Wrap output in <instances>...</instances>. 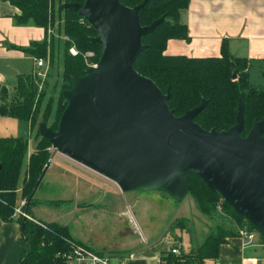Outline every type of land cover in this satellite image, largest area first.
Masks as SVG:
<instances>
[{
  "label": "water",
  "instance_id": "water-1",
  "mask_svg": "<svg viewBox=\"0 0 264 264\" xmlns=\"http://www.w3.org/2000/svg\"><path fill=\"white\" fill-rule=\"evenodd\" d=\"M146 3L127 7L120 0H85L59 7V13L70 10L84 18L98 32L92 43L102 49L98 66L73 78L72 88L64 91L68 106L58 130L43 121L40 136L54 152L112 181L122 192L156 191L181 201L189 194L184 176L194 174L264 233V117L243 137L242 99L235 125L226 131H208L194 121L207 106L205 99L175 116L168 104L170 92L164 94L135 69L147 49L143 38L166 18L143 26L140 13ZM232 77L237 78L236 67ZM52 161L34 187L27 213Z\"/></svg>",
  "mask_w": 264,
  "mask_h": 264
},
{
  "label": "trees",
  "instance_id": "trees-1",
  "mask_svg": "<svg viewBox=\"0 0 264 264\" xmlns=\"http://www.w3.org/2000/svg\"><path fill=\"white\" fill-rule=\"evenodd\" d=\"M5 1L19 8L21 13L15 19L18 25L33 24L48 33L58 19L59 33L70 39L69 42H64L63 46H57L55 38L47 34L44 41L34 42L28 48H20L33 58L45 59L50 52L53 66L58 58L61 67L58 73L59 80L54 88V92H59L57 98L53 94L50 95L43 106V100L48 93L39 94L37 82L32 75L20 77L16 97L10 103L7 101V91L0 88L2 101L0 114L19 119L27 129L30 128L32 131L36 129L34 137L36 147L30 157L29 140L26 137L0 138V221L11 222L19 197L30 198L52 156L49 150L52 145L39 133L40 115L42 114V120L52 130H58L61 116L68 106L64 91L72 88L73 78L85 75L88 59L86 53L95 52L99 60L102 46L92 43L91 39L96 37L98 32L84 18L70 10L58 13L56 9V3L58 6L64 3L83 4L85 0ZM120 1L127 7H135L145 0ZM190 1L147 0L145 8L140 13L143 26H150L163 16L166 18L153 34L143 38V44L147 49L138 56L135 69L153 80L164 94L170 92L168 104L177 117L198 107L202 99H205L208 104L194 121L208 131L212 129L226 131L233 127L239 100L242 99L245 106V125L241 135L246 137L254 123L264 117V60L233 56L228 41L223 42L219 57L166 55L170 40L189 39L188 29L180 22V12L189 6ZM73 45L79 51L76 57L70 54ZM234 67L237 70L235 80L232 77ZM256 73L262 77L258 85L252 81ZM55 111L56 117H53ZM184 177L189 182V195L194 198L198 209L206 216L216 211L222 196L218 192H211L194 174H185ZM36 201L35 197L33 204ZM222 204L223 210L237 222H246L249 230L256 231L264 237V233L258 231L244 217L236 214L225 200ZM23 219L20 217L18 220L21 225ZM236 233L224 228L211 229L197 251L169 257L165 264H202L205 259H215L219 255L220 246L227 238L236 236ZM22 237L25 249L20 264H68L70 259L74 258L75 248L81 246V243L71 236L67 227L57 223L46 224L26 220Z\"/></svg>",
  "mask_w": 264,
  "mask_h": 264
},
{
  "label": "crops",
  "instance_id": "crops-1",
  "mask_svg": "<svg viewBox=\"0 0 264 264\" xmlns=\"http://www.w3.org/2000/svg\"><path fill=\"white\" fill-rule=\"evenodd\" d=\"M20 13L19 8L10 2L0 0V88L7 91L9 103L16 97L20 77L31 76L26 74L24 65L35 59L20 48H28L32 43L42 42L47 38L46 30L41 27L33 24L18 25L15 19ZM180 22L188 29L189 39L170 40L166 55L219 57L223 42L228 41L233 56L264 60V0H191L189 6L181 10ZM34 66L36 72L35 61ZM34 74V79L39 81ZM13 77H16V85L10 84V78ZM12 85H15L14 95L10 96L7 86ZM1 102L0 99V105ZM0 116L13 118L1 114ZM34 150L29 149V157ZM52 167L51 165L48 172ZM60 168V165L56 167V171ZM66 173L77 178L75 182L80 189H77L78 201L74 210L77 217H72L73 213L68 211L62 214V219L75 222L76 229L60 224L56 219L45 222L30 213L35 205L45 206L48 210H51V207L59 209L65 204L63 201L37 199L30 207V212L28 210L30 218L39 223H57L67 227L71 236L73 232L76 233L77 238H73L81 243L82 247L111 259L112 264H165L169 257H178L172 253L173 248L179 247L183 254L197 251L210 231H202L203 239L194 242L196 234L190 229L187 230L183 226L178 227L179 229L172 228L174 221L187 220L179 214L178 200L166 193L149 191L139 194L136 191L129 193L133 195H123L113 183L99 179L94 173L78 171L74 165L68 166ZM65 181V186L70 185V182ZM19 192L21 193L22 189ZM110 196L113 200L118 198V202H108L111 200ZM23 199L27 200L28 204L29 199L20 196L16 207ZM172 206L175 209L173 212ZM26 209L27 205L25 211ZM153 211L165 215L167 226L174 230L172 233L159 230L156 232L155 219L149 218V213ZM37 213L39 216L45 215L41 209H37ZM136 214L139 220H136ZM19 219L20 217H14L11 222L0 221V264L21 263L25 244ZM204 226L206 227V223ZM239 228L235 229L236 236L227 238L220 246L217 258L205 259L202 264H264V237L257 232L255 239L247 244L246 240L239 236ZM185 231L189 236L187 241L183 238ZM68 264L89 262L73 258Z\"/></svg>",
  "mask_w": 264,
  "mask_h": 264
},
{
  "label": "rangeland",
  "instance_id": "rangeland-1",
  "mask_svg": "<svg viewBox=\"0 0 264 264\" xmlns=\"http://www.w3.org/2000/svg\"><path fill=\"white\" fill-rule=\"evenodd\" d=\"M58 1L59 0H56V2H58ZM56 5H57L56 9L59 11L58 7H60V6H58L57 3H56ZM50 28L51 29L47 34L49 37L55 38L57 46L58 45L63 46L64 42L70 41V39L68 37H66L64 34L59 33L60 21L58 19H56L55 25H52V27H50ZM72 49H75L79 55V51H78L77 47L75 45H73L70 49V54L72 56H74L71 52ZM87 54H91V56H88ZM100 54H101V52H100ZM78 55H76V56H78ZM76 56H74V57H76ZM85 56L88 57V59L86 60L87 69L91 68L88 66V63L96 64L98 66V63L100 61V55H99V60H98L97 54L93 51L86 53ZM45 59L48 60V64H49L47 76L45 79H43V81H36L38 88H39V91H38L39 94L42 95L44 92L48 93L45 97V100H43V103H42L43 106L45 105V102L49 98L50 95L53 94V96H56L59 93V92H54V88H55L56 82L59 80L58 73H59L60 67H61L59 65L58 58L55 60L54 66L52 65L50 52H49V55H47V57ZM24 69L26 70V74H31V75L34 74L35 73L34 61L32 60V61L26 62V64L24 65ZM23 74H25V73H23ZM261 80H262V77L259 75V73H256L254 75V78H252V81L256 85L260 84L261 82H259V81H261ZM12 83L16 85V77L10 78V84H12ZM15 85L7 86L9 91H10V96L14 95V89H15L14 86ZM56 98H57V96H56ZM43 106H42V109H43ZM53 117H56V111L53 112ZM53 117L51 118V121H53ZM41 122H43L42 114L39 117V124ZM35 133H36V129L34 131H32L30 128L27 129L26 125H23V123L17 118H2L0 116V138L26 137L29 140V149L34 150L36 147V141L34 139ZM50 149H52V147ZM50 152L52 154L51 158L53 159V161H52L51 165L53 167L46 174V176L44 178L43 185L41 186L40 190L38 191L36 199H46V200H50V201H63L65 204L59 209L51 207L52 208L51 210H48L49 208H46L45 206L42 207L41 205L40 206L35 205L30 213L31 214L33 213L34 215L37 216V218L44 220L45 222H49L51 219H56V222H58L60 224H64V225H70L72 227V229L75 230L76 229L75 225H74L75 222H67L66 220L62 219V214L65 212H68V211H71L73 213L72 217H77L74 210H75V205H77L76 203L78 201L77 189L79 190L80 188L77 187V184L75 182V181H77V178H75L74 176H70L66 173L68 170V166L73 167V165H74L75 167H77L78 171H81V172L83 171L86 173L90 172L92 174L94 173V175L98 176V178L101 180H106V181H109L111 183H113V182L102 177L101 175L83 167L82 165L70 160L69 158H67V157H65L59 153L54 152L53 149ZM59 165L61 168L58 171H56V167H58ZM64 181L70 182V185L65 186ZM113 184L116 185L115 183H113ZM134 192H136V191L123 192V195L129 194V193H134ZM144 192L149 193V191H141V190H137L136 193L143 194ZM150 192H152V191H150ZM129 195H133V194H129ZM110 198H111V200H108V202L109 201L116 202V203L118 202L117 201L118 198L115 197V200L112 199V196H110ZM221 199L222 200L219 201V204L217 206L216 211H214L213 213H211L209 216L206 217V215L203 214L198 209L194 198L192 196L188 195L185 199L177 202L179 205L178 206L179 207L178 209L180 211L179 214L181 215V217H183L187 221L183 222V221L176 220L172 223V228H174V227L178 228L180 226H183V227L187 228V230L190 229L193 232V234L194 233L196 234V239H194V242H195L196 240L201 241V239H203V237H201V236L203 233L202 231H204V230L208 232L211 229L224 228L227 230L235 231V229L237 227L241 228L244 225H247L246 222L245 223L244 222H241V223L237 222L233 217H231L229 215V213H226L225 210H223V204H222L224 202L223 197H221ZM105 201L107 202V200H105ZM141 203H143V202H141ZM37 209H41L42 211H44L45 215L44 216L40 215L41 216L40 217L37 213ZM171 210H172V212L175 210L173 206L171 207ZM49 211H51L50 212L51 214L49 213ZM134 211L136 212V209ZM176 212L178 213V211H176ZM170 213H171V211H170ZM201 214L205 215V217L202 216ZM135 218H136V220H139L137 217V214H136ZM149 218H151L153 220L155 219V222H156L155 230H156V232L158 230L163 231V232L164 231H170L171 233L174 231L173 229L169 228V225L167 226L166 217L161 212H158V211L150 212ZM204 223H206V227L204 226ZM47 224H50V223H47ZM186 232L187 231H185L183 234V238L185 241H187V239L189 238V236ZM175 233H178V232H175ZM178 235H180V234L178 233ZM72 237L77 238L76 233L73 232Z\"/></svg>",
  "mask_w": 264,
  "mask_h": 264
},
{
  "label": "built area",
  "instance_id": "built-area-1",
  "mask_svg": "<svg viewBox=\"0 0 264 264\" xmlns=\"http://www.w3.org/2000/svg\"><path fill=\"white\" fill-rule=\"evenodd\" d=\"M71 52L74 56L78 55L75 49H72ZM87 55L91 56V54H87ZM34 61H35V65L37 68L34 76L37 80L43 81V79L46 78L48 69H49L48 60L44 58H35ZM88 66L92 68V67H96L97 65L88 63ZM52 149H49V150L51 151ZM26 205H27V200H24V199L21 200L20 204L15 208L14 217H21L26 220L34 221L33 219L30 218L29 214L25 211ZM238 234L241 238L245 239L248 244V243H251L255 239L257 232L253 230H249L247 229V227H241L239 228ZM172 253L177 256L182 254L179 247L173 248ZM74 258L79 259V260L88 261L89 264H112L111 259L107 257H102L82 246H77L75 248Z\"/></svg>",
  "mask_w": 264,
  "mask_h": 264
},
{
  "label": "bare ground",
  "instance_id": "bare-ground-1",
  "mask_svg": "<svg viewBox=\"0 0 264 264\" xmlns=\"http://www.w3.org/2000/svg\"><path fill=\"white\" fill-rule=\"evenodd\" d=\"M189 195V194H188Z\"/></svg>",
  "mask_w": 264,
  "mask_h": 264
}]
</instances>
